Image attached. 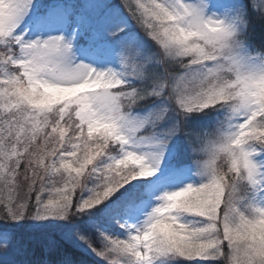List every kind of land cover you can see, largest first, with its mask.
Returning <instances> with one entry per match:
<instances>
[{
	"label": "snow or ice",
	"instance_id": "obj_1",
	"mask_svg": "<svg viewBox=\"0 0 264 264\" xmlns=\"http://www.w3.org/2000/svg\"><path fill=\"white\" fill-rule=\"evenodd\" d=\"M88 260L264 264V0H0V264Z\"/></svg>",
	"mask_w": 264,
	"mask_h": 264
},
{
	"label": "trees",
	"instance_id": "obj_2",
	"mask_svg": "<svg viewBox=\"0 0 264 264\" xmlns=\"http://www.w3.org/2000/svg\"><path fill=\"white\" fill-rule=\"evenodd\" d=\"M36 227L39 229V228H42L43 226L42 225H37ZM87 264H94V262L91 261V260H88Z\"/></svg>",
	"mask_w": 264,
	"mask_h": 264
}]
</instances>
